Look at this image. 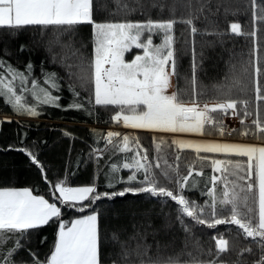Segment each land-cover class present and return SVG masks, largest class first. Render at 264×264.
<instances>
[{
    "label": "snow or ice",
    "instance_id": "6c2138e0",
    "mask_svg": "<svg viewBox=\"0 0 264 264\" xmlns=\"http://www.w3.org/2000/svg\"><path fill=\"white\" fill-rule=\"evenodd\" d=\"M94 3L95 0H0V30L9 29L8 35L15 37L27 28H38L42 35L51 29L54 39L50 41L48 51L52 50L53 44H60L59 37L65 34L75 37L80 26L90 25L92 30L90 54L74 49L71 41L60 45L66 49L60 63L71 81L68 91L74 98L67 106L60 103L62 78L56 72L44 70L46 61L41 62L40 75L36 76L31 60L21 70L0 56V99L5 106L11 107L14 114L38 117L43 114L41 109L48 106L92 115L91 109L100 106L111 108L114 112L111 121L125 128L198 136L215 132L220 137L237 132V129L226 131L220 119V115L231 114L238 116L244 126V131L239 133L242 137L251 134L264 141V49L258 35V25L264 24V4L250 0L251 32H245L238 21L229 24L230 34L251 37L253 47L239 75L233 67L224 80L210 86L214 93L211 98L216 101L210 105L200 102L208 95L209 86H204L199 79L200 61L194 40L190 76L184 74L185 86L181 88L179 85L181 73L176 48L179 38L175 34V26L182 24L190 29L193 37L197 34L225 35L224 32L201 31L196 27L195 20L207 7L203 0H187L182 5L188 9L186 18H175L179 0H173L170 7L167 4L159 6L161 14L167 8L173 18L152 19L149 14L141 12V15H148L144 20L128 19L137 9L124 0H114L117 11L110 15L118 16L123 10L124 18L97 21L94 19ZM135 3L139 4L140 0ZM156 6L152 5L153 8ZM183 35L182 32L181 37ZM157 36L160 43H154ZM26 48L27 45L22 44L19 51L24 52ZM133 48L142 50V53L128 61L125 55ZM8 55L10 53L4 49V56ZM56 59L52 57L53 64ZM68 59L75 62L68 64ZM173 76L177 78L176 90L169 93ZM78 88L87 96H82ZM253 103L254 109L251 107ZM250 117L251 123L246 124ZM5 120L12 122L10 118ZM4 122L0 121V124ZM93 132L94 143L104 144L103 148L92 147L89 152V159L95 158L97 168L99 160L113 150L105 162L104 171V187L112 191H98L96 180L89 185L71 186L67 175L50 181L36 153L9 145L7 150L23 152L30 158L48 185L51 198L34 194L29 187L0 186V264H104L105 242L109 246L120 243L119 234L115 230L110 238L102 234L101 212L95 206L100 201H112L127 194H147L164 203L169 199L175 202L178 206L176 219L186 233L191 228L184 217L209 229L236 226L245 238L259 244L261 254L253 264H264V143L175 137L169 144L163 136L153 137L156 155L150 159L148 149L138 137L111 130ZM64 135L72 136L67 131ZM165 145L175 154V165L169 163ZM184 150H191L196 154V161L211 168V175L199 182L204 185L200 191L201 197L205 198L203 204L184 194L190 186L193 189L198 187L192 179L194 176L204 178L206 175L203 168L196 170L195 162L187 165L186 175L181 174L178 162ZM118 153L125 154L122 162L119 159L113 162ZM124 170L129 172L126 177L118 175ZM118 185L124 186L119 191L114 190ZM65 210L80 215L65 220ZM50 223L57 225L56 235L44 258L31 249H28L27 257L18 256L25 249L24 241L30 232ZM136 236L130 239L135 240ZM212 239L215 241V258L207 262L191 252L186 254L187 260L183 259L185 253L154 258L148 248L137 241L135 249L126 243L121 244L119 258L112 264H120V261L123 264H218L221 255L230 250L229 240L223 234ZM245 253L251 254L252 249L244 248L239 255ZM208 254L212 255L211 252ZM111 255L109 253V257ZM235 264L246 262L238 259Z\"/></svg>",
    "mask_w": 264,
    "mask_h": 264
},
{
    "label": "trees",
    "instance_id": "16d2710c",
    "mask_svg": "<svg viewBox=\"0 0 264 264\" xmlns=\"http://www.w3.org/2000/svg\"><path fill=\"white\" fill-rule=\"evenodd\" d=\"M130 7L137 11L128 19L144 20L148 15H141V12L147 13L152 19L173 18L167 8L161 14L160 5H172L173 0H140L139 4L135 0H124ZM187 0H179L177 5L176 19L187 17L188 9L183 7ZM207 5L205 11L195 20V25L201 31H220L224 36L200 35L194 37L190 34V29L186 25L177 24L175 34L179 38L176 44L179 57L178 71L181 73L179 85L185 86L184 74L190 76V64L192 59L193 40L194 47L200 61L199 79L204 86H209L208 95L201 99V103H215L211 97L214 93L210 86L214 83L224 80L225 75L231 68H235L237 75L240 74L242 66L249 59V53L253 47L251 37L235 36L230 34L229 24L231 22H240L245 32L253 30L252 9L250 0H203ZM258 3L264 4V0H258ZM157 5L155 8L152 5ZM143 5V7H141ZM227 9V13L225 12ZM117 11L114 0H95L94 19L97 21L118 20L124 18L123 10H120L118 16H111L110 13ZM260 31L261 47L264 49V24L258 25ZM9 29L0 30V56L13 64V66L23 69L31 60L35 66V75L39 76L41 71V62L46 61L44 70L56 72L62 78L63 91L60 93L62 99L60 103L67 106L73 101V95L68 91V79L65 68L60 61L64 58L66 49L60 45L67 44L70 41L74 49H79L81 53L90 54L92 52V30L90 25L80 26L75 37L67 34L59 37L60 44H53L52 50L48 51L50 41H53V31L49 29L42 35L38 28H27L19 32L15 37L8 35ZM184 33L181 37V33ZM35 33V35H33ZM222 41V42H221ZM187 42V43H186ZM154 43H160V37H154ZM27 45L24 52L19 51L20 45ZM86 45V47H84ZM4 49L10 53L4 56ZM137 49L134 50L136 52ZM55 56L56 63L53 64L52 57ZM75 61L68 59L66 63L72 64ZM177 78L174 76V91L176 90ZM82 96L87 93L82 89ZM186 103L189 101H185ZM251 107L254 109L255 104ZM42 115L38 117L19 116L13 113L10 106H5L0 99V186L29 187L34 190V194L45 195L50 199L51 194L48 191V185L43 180L41 173L30 158L20 151L7 150L9 145L16 148H28L37 154L39 161L45 166L47 176L50 181H55L58 177L64 178L67 175L71 186L89 185L96 180L98 191H112L104 187L106 184L104 171L105 162L112 155L110 149L100 160L99 168L95 158L89 159V152L92 147L103 148V142L98 145L94 143V132L106 133L110 126L116 125L110 119L114 112L100 106L91 109L92 115L83 111L68 110L61 108L45 106L41 109ZM264 112V106H262ZM232 116L220 115V119ZM235 117L237 121V132L235 137H241L240 132L244 131V126L240 124V118ZM5 118H10L11 123L6 122ZM251 117L246 120V124L251 123ZM254 128V126H253ZM65 131L72 134L71 137L65 136ZM209 131H212L209 129ZM128 135L138 137L140 143L149 151V158L156 155L153 137H161L146 131L129 133ZM217 136L218 133L213 132ZM170 144L171 138L163 136ZM245 138L253 140L256 137L248 135ZM164 152L167 154L169 163L175 165V154L167 145L164 146ZM125 154H117L113 159L121 162ZM128 155H131L128 154ZM232 159H236L233 157ZM195 162L196 170L203 168L205 177L194 176L192 179L198 183V187L187 189L185 195L198 203L203 204L204 197H201L200 191L204 187L199 183L202 179H207L211 175V168L207 164H201L196 161V154L191 150H184L180 153L178 162L182 175L187 174V165ZM129 174L127 170L118 175L126 177ZM98 175V179H97ZM124 185H118L114 190L119 191ZM170 187H173L170 185ZM101 212L100 227L102 234L110 238L115 230L119 234L120 243L109 246L105 242L103 252L106 257L104 264H112L113 260H118L121 252V244L126 243L130 248L135 249L137 241L148 248L149 253L154 258L161 259L168 256H176L185 253L183 257L187 260V253L191 252L198 259L205 262L215 258L214 236L223 234L229 240V251L222 254L218 264H235L239 259L246 264L253 262L260 256V247L257 241L251 238H245L236 226H218L217 229H209L206 225H196L190 218L184 217L185 223L191 228L186 233L178 220L177 205L170 199L167 203L157 198H150L147 194L132 195L127 194L124 197H116L114 200H103L95 206ZM80 215L75 211L65 210L64 219L69 220ZM57 225L50 223L41 229L31 231L25 238V249L18 256L27 257L28 249L37 251L41 259L45 253H48L54 244ZM139 233V236H136ZM136 236L135 240L130 237ZM46 238V240H45ZM44 241V243H41ZM244 248H251L252 253H245L240 256ZM211 252L212 255L208 253ZM109 253L112 255L109 257ZM123 264V261H120Z\"/></svg>",
    "mask_w": 264,
    "mask_h": 264
},
{
    "label": "rangeland",
    "instance_id": "374dc122",
    "mask_svg": "<svg viewBox=\"0 0 264 264\" xmlns=\"http://www.w3.org/2000/svg\"><path fill=\"white\" fill-rule=\"evenodd\" d=\"M134 48L129 52V53H126L125 55V59L130 61L131 59H133V57L137 54H140L142 53V50H139L137 49L136 52H134ZM171 84L172 86L168 89V92L171 93L172 91H174V76L172 77L171 79ZM202 104V103H201ZM208 104H213L211 102H209ZM235 117L233 116H228V117H225L224 118V123H225V126L227 125H230L231 127H233L234 129L237 127V121L234 119ZM111 130V131H115V132H120L122 135L123 134H129V133H133V132H138V131H146V132H150V133H153V134H157V135H163L165 137H170L171 139L175 138V137H190L192 139H197V140H201L203 139V137H219V135L217 136H213V135H203V136H198V135H194V134H169V133H158V132H152V131H147V130H138V129H130V128H125L123 127L121 124H116V125H113V126H110L108 128V131ZM184 135V136H183ZM223 138H229V140H237V141H244V142H247V141H250V142H264V141H261V140H258L257 138L253 139V140H249L245 137H235L234 134L233 135H225ZM217 158H223V157H217Z\"/></svg>",
    "mask_w": 264,
    "mask_h": 264
},
{
    "label": "crops",
    "instance_id": "0c3cea01",
    "mask_svg": "<svg viewBox=\"0 0 264 264\" xmlns=\"http://www.w3.org/2000/svg\"><path fill=\"white\" fill-rule=\"evenodd\" d=\"M180 138L192 139V138L187 137V136L186 137H182L181 136ZM201 140H223V141H228V142H242V143H249V144H261V143H264V142H258V141H256V142H250V141L244 142V141H237V140H229V138H223V137H220V136L219 137H209V138L203 137V139H201Z\"/></svg>",
    "mask_w": 264,
    "mask_h": 264
},
{
    "label": "built area",
    "instance_id": "2783aa9c",
    "mask_svg": "<svg viewBox=\"0 0 264 264\" xmlns=\"http://www.w3.org/2000/svg\"><path fill=\"white\" fill-rule=\"evenodd\" d=\"M231 129H234L233 127H231L230 125L226 126V131H230Z\"/></svg>",
    "mask_w": 264,
    "mask_h": 264
}]
</instances>
